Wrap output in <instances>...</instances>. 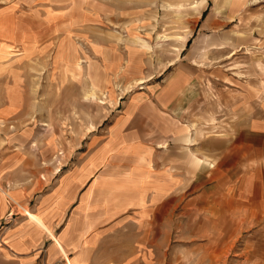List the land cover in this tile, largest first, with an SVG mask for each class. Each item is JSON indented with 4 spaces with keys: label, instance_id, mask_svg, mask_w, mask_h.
Segmentation results:
<instances>
[{
    "label": "rangeland",
    "instance_id": "obj_1",
    "mask_svg": "<svg viewBox=\"0 0 264 264\" xmlns=\"http://www.w3.org/2000/svg\"><path fill=\"white\" fill-rule=\"evenodd\" d=\"M261 99L264 0H0L5 179L59 171L128 109L178 111L195 136L235 138L264 122ZM176 199L168 264H264V211L183 214Z\"/></svg>",
    "mask_w": 264,
    "mask_h": 264
},
{
    "label": "crops",
    "instance_id": "obj_2",
    "mask_svg": "<svg viewBox=\"0 0 264 264\" xmlns=\"http://www.w3.org/2000/svg\"><path fill=\"white\" fill-rule=\"evenodd\" d=\"M247 96L233 100L246 107ZM183 116L128 109L59 171L0 173V264H168L174 196L183 214L264 211V122L198 137Z\"/></svg>",
    "mask_w": 264,
    "mask_h": 264
}]
</instances>
